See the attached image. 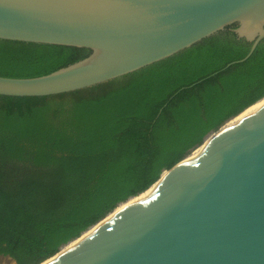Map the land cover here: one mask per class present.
<instances>
[{
  "label": "water",
  "instance_id": "1",
  "mask_svg": "<svg viewBox=\"0 0 264 264\" xmlns=\"http://www.w3.org/2000/svg\"><path fill=\"white\" fill-rule=\"evenodd\" d=\"M219 36L250 46L223 70L246 61L264 0H0V41L87 52L46 76L0 77V97L89 90ZM232 118L40 264H264V102Z\"/></svg>",
  "mask_w": 264,
  "mask_h": 264
},
{
  "label": "trees",
  "instance_id": "2",
  "mask_svg": "<svg viewBox=\"0 0 264 264\" xmlns=\"http://www.w3.org/2000/svg\"><path fill=\"white\" fill-rule=\"evenodd\" d=\"M249 49L219 36L89 90L0 97V257L49 259L264 98V40L223 70ZM86 56L0 41V77H42Z\"/></svg>",
  "mask_w": 264,
  "mask_h": 264
},
{
  "label": "bare ground",
  "instance_id": "3",
  "mask_svg": "<svg viewBox=\"0 0 264 264\" xmlns=\"http://www.w3.org/2000/svg\"><path fill=\"white\" fill-rule=\"evenodd\" d=\"M264 102V98L257 101L256 103H254L252 106H250L249 108H246L243 112L239 113L238 115H236L235 117H233L228 123H233V121L235 122L237 119H240L241 117H243L244 115H246L247 113H249L251 110H253L254 108H256L257 106L261 105ZM212 135H210L209 137H207V139L205 140V143L203 146H201L200 148H198L197 150L193 151V153H196L197 151H200L202 148H204L210 141H211ZM122 206V205H120Z\"/></svg>",
  "mask_w": 264,
  "mask_h": 264
},
{
  "label": "rangeland",
  "instance_id": "4",
  "mask_svg": "<svg viewBox=\"0 0 264 264\" xmlns=\"http://www.w3.org/2000/svg\"><path fill=\"white\" fill-rule=\"evenodd\" d=\"M210 134H211V133H210ZM210 134H209V135H210ZM209 135H208V136H209ZM208 136H207V137H208ZM207 137H206V138H207ZM206 138H205V139H206ZM191 153H192V152H191ZM165 171H166V170H165ZM163 172H164V171H163ZM0 264H13V262H12L9 258H2V257H0Z\"/></svg>",
  "mask_w": 264,
  "mask_h": 264
},
{
  "label": "built area",
  "instance_id": "5",
  "mask_svg": "<svg viewBox=\"0 0 264 264\" xmlns=\"http://www.w3.org/2000/svg\"><path fill=\"white\" fill-rule=\"evenodd\" d=\"M209 137V136H208Z\"/></svg>",
  "mask_w": 264,
  "mask_h": 264
}]
</instances>
